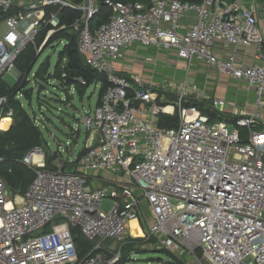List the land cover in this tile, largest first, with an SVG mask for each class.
I'll use <instances>...</instances> for the list:
<instances>
[{"label": "built area", "instance_id": "2783aa9c", "mask_svg": "<svg viewBox=\"0 0 264 264\" xmlns=\"http://www.w3.org/2000/svg\"><path fill=\"white\" fill-rule=\"evenodd\" d=\"M105 5L108 20L92 30L96 0H0V28H5L0 80L16 70L18 57L43 30L50 28L46 43L65 28L59 13L69 9L80 13L71 27L78 53L108 83L99 105L79 121L88 132L83 155L81 150L74 161H54L52 170L42 146L26 152L20 163L33 169L34 178L21 203L15 195L9 199L0 175V264H115L122 239H135L132 221L142 238L155 239L159 248L188 264H264V131L256 129L264 100V0ZM189 13L196 21L183 28ZM217 43L224 49L251 48L252 63L237 64L234 54L218 59ZM135 45L174 51L187 71L195 61L204 62L244 81L254 91L256 111H233L232 127L211 123L196 107L182 106L191 92L187 80L169 102L158 92L161 87H145L117 72L116 62ZM22 97L17 92L14 99ZM7 103L0 96V121L13 118ZM224 106L223 100L213 101L219 112ZM176 109L177 127H160V115L172 116ZM2 161L0 156V166ZM72 166L74 174L62 172ZM97 172L109 174L110 185L92 189L89 177ZM104 199L111 200L108 211L100 209ZM75 232L91 245L83 258Z\"/></svg>", "mask_w": 264, "mask_h": 264}, {"label": "trees", "instance_id": "16d2710c", "mask_svg": "<svg viewBox=\"0 0 264 264\" xmlns=\"http://www.w3.org/2000/svg\"><path fill=\"white\" fill-rule=\"evenodd\" d=\"M74 3L79 4L82 0H73ZM106 1L112 2H137L146 3L147 0H96L98 8L97 14L90 20L89 26L92 30L96 29L100 24L105 23L109 17V9L105 5ZM192 4H200L202 0H183ZM80 13L62 9L59 13V21L61 26H65L63 30L54 32L47 40L46 44L48 47L55 42H64L62 50L59 52L58 63L54 67V74L48 73V67L41 65L39 70L35 73L34 80L37 82L47 83L50 79L57 81V88L62 92L66 93V102H71L72 96L70 95L71 88H74L76 92L82 98L86 90L93 84H100L99 94L96 105L98 106L102 95L104 94L108 83L106 79L100 73L89 68L84 58L78 53L76 45V34L71 29L74 22L79 18ZM99 17L97 23H92L93 20ZM50 28L43 30L35 39L34 45H29L18 57L16 64L20 72V76L13 87H8L3 83H0V96H6L8 98L7 109H12L13 114V125L6 131H0V149L6 152L1 156L2 164L0 166V175L5 181L7 187L13 192L23 193L27 186L31 183L34 178L33 169L20 163L21 158L26 152L35 146H42L43 139L42 135L34 120L23 110L19 101L15 100L14 97L17 92H22L23 97L31 98L32 91L25 89L24 80L29 76L33 68V63L36 59L37 48L40 47L45 40V36ZM66 59L67 63L65 66H60V62ZM81 80L82 82H79ZM40 85V84H38ZM42 85V84H41ZM43 87V85L41 86ZM42 88H40L41 91ZM160 94H165L162 91H158ZM168 101H175V96L165 94ZM183 107H196L202 114L208 116L210 122L220 121L230 125H234L237 118L230 114L213 111L204 104L195 101L182 102ZM179 122L178 110L176 109L172 116L160 115L159 125L164 128H175ZM257 130L264 131V125L260 124L256 126ZM245 134V130H243ZM85 153L82 149L81 155ZM52 158H54L52 156ZM51 158V159H52ZM46 159L47 169L54 170L55 168L50 163L51 159ZM74 238L76 245L77 254L80 258H83L90 250L91 245L81 236L78 232ZM150 240V239H149ZM141 241L140 239H127L121 246V256L115 264H134V260L130 257L131 251L135 250V244ZM151 241L155 239L151 238ZM157 254L168 258V264H187L186 260L176 258L169 251L159 248L156 250Z\"/></svg>", "mask_w": 264, "mask_h": 264}, {"label": "crops", "instance_id": "0c3cea01", "mask_svg": "<svg viewBox=\"0 0 264 264\" xmlns=\"http://www.w3.org/2000/svg\"><path fill=\"white\" fill-rule=\"evenodd\" d=\"M20 4H28L36 0H14ZM231 1V0H227ZM196 17L194 14L189 13L184 16L181 23L183 28L195 23ZM5 31L4 27L0 28V34ZM215 55L218 59L226 60L229 55L234 54L236 63L250 65L253 60V50L251 48H232L224 49L222 44H215ZM179 67H178V65ZM116 70L123 76L130 79H138L146 87L151 89H158L159 91L169 94L171 96L177 95L181 84L187 80L191 92L187 94L186 101H195L204 104L213 111L214 100H223L225 106L222 112L232 116L233 111L238 110L244 113H253L256 111L254 106L255 94L253 90H247L244 81L234 80L232 77L219 73L213 66H209L204 62L195 61L191 69L196 72L190 75L186 67V62L177 58L174 51H159L153 46H140L135 45L125 51L121 60L115 64ZM72 90V88H71ZM70 90V91H71ZM217 96V97H216ZM170 102V101H169ZM174 102V101H171ZM261 124L264 125V100L263 107L258 110ZM171 116V115H169ZM6 118L4 120H9ZM0 121V131L6 132L13 125V118L10 119L9 125L6 129L1 128L4 121ZM220 121H215L216 123ZM230 127L233 125L228 124ZM87 136H88V132ZM46 160V159H45ZM109 174L104 172H97L89 177V183L92 189L108 186ZM9 189V188H8ZM9 191H11L9 189ZM13 192V191H11ZM18 191L13 192V196L17 197V202L21 203V195ZM142 214L145 221L149 220V211L145 204L142 206Z\"/></svg>", "mask_w": 264, "mask_h": 264}, {"label": "rangeland", "instance_id": "374dc122", "mask_svg": "<svg viewBox=\"0 0 264 264\" xmlns=\"http://www.w3.org/2000/svg\"><path fill=\"white\" fill-rule=\"evenodd\" d=\"M98 20L99 17H96L92 23H97ZM63 45L64 42H55L48 47L44 43L37 48L36 59L33 63L31 73L24 80L25 89L27 91L31 90L32 96L30 99L26 97L19 99L23 110L32 120L36 121V125L43 139L42 149L45 158L51 159L55 153H58L56 158L50 160L51 164H54V161L56 163L62 160L74 161L78 153L85 147L88 141L87 133L84 127L82 125L80 126L79 121L81 120V116L94 110L100 88L99 84L91 85L82 98L72 88L70 91L72 100L71 102H66V93L57 88L56 80L50 79L47 83L34 80L33 76L42 64L48 67V73L50 75L54 74V67L58 63L59 52L62 50ZM66 63L67 60L63 59L60 62V66H65ZM195 72L196 70L193 68L189 71L190 75ZM19 76L20 72L16 67V70L11 74L5 75L0 80V83L8 87H13ZM41 84L43 87H41ZM40 88H42L41 91ZM77 129H79L78 132L75 131ZM8 193L9 199L12 200L13 192L8 191ZM110 206L111 200L104 199L100 209L101 211H108ZM127 239L131 238L125 236L121 241V245ZM135 239H140L141 241L135 244V250L129 254L134 260V264H168L167 257L155 253L159 249L156 241L153 242L151 238L142 237H135Z\"/></svg>", "mask_w": 264, "mask_h": 264}, {"label": "bare ground", "instance_id": "6f19581e", "mask_svg": "<svg viewBox=\"0 0 264 264\" xmlns=\"http://www.w3.org/2000/svg\"><path fill=\"white\" fill-rule=\"evenodd\" d=\"M10 119L9 120H4L1 124V128L2 129H6L9 125ZM130 228V233L133 237H141L142 236V232L140 230V228L138 227V225L136 224L135 221H132L129 225Z\"/></svg>", "mask_w": 264, "mask_h": 264}, {"label": "water", "instance_id": "95a60500", "mask_svg": "<svg viewBox=\"0 0 264 264\" xmlns=\"http://www.w3.org/2000/svg\"><path fill=\"white\" fill-rule=\"evenodd\" d=\"M5 152H6L5 150L0 149V156H2ZM62 172L65 173V174H74V173H75V166L64 168V169L62 170ZM76 237H77V236H75V238H76ZM115 244H116L115 242H113V243L111 244V249H112V250L114 249Z\"/></svg>", "mask_w": 264, "mask_h": 264}]
</instances>
